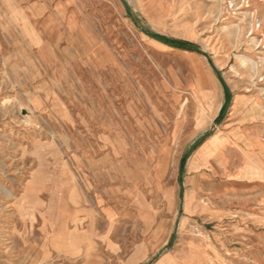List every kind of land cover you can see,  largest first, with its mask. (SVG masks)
Wrapping results in <instances>:
<instances>
[{
  "label": "rangeland",
  "instance_id": "obj_1",
  "mask_svg": "<svg viewBox=\"0 0 264 264\" xmlns=\"http://www.w3.org/2000/svg\"><path fill=\"white\" fill-rule=\"evenodd\" d=\"M244 136L264 144V0H0L1 253L93 229L117 264H264V230L222 241Z\"/></svg>",
  "mask_w": 264,
  "mask_h": 264
},
{
  "label": "crops",
  "instance_id": "obj_2",
  "mask_svg": "<svg viewBox=\"0 0 264 264\" xmlns=\"http://www.w3.org/2000/svg\"><path fill=\"white\" fill-rule=\"evenodd\" d=\"M33 16L30 9L29 17ZM242 139L243 162L228 176L229 182H239L240 193L231 197L239 198L240 203L233 210L236 215L229 212L223 217L226 237L222 241H256L254 236L261 234L253 231L264 230V144L248 136ZM246 166L252 167L253 175L241 171ZM99 235L88 229L73 234L72 241H11L8 250L0 252V264H117L115 243L99 241Z\"/></svg>",
  "mask_w": 264,
  "mask_h": 264
},
{
  "label": "bare ground",
  "instance_id": "obj_3",
  "mask_svg": "<svg viewBox=\"0 0 264 264\" xmlns=\"http://www.w3.org/2000/svg\"><path fill=\"white\" fill-rule=\"evenodd\" d=\"M24 123L27 125L29 124V121H24ZM6 146L7 144L5 142L0 143V207H2L3 209H7L11 206L6 198V196L8 195L7 192L9 191V189L7 188L11 189L13 181L17 180L16 177H14L15 175H13V173L20 171V169L18 170L17 165H15V163L13 162L14 154L12 152H5L4 148H6ZM206 153V147H203L198 151V154L202 156ZM35 182V175H32L29 183L24 185L23 188L26 195H30L32 193L33 185L35 184Z\"/></svg>",
  "mask_w": 264,
  "mask_h": 264
},
{
  "label": "trees",
  "instance_id": "obj_4",
  "mask_svg": "<svg viewBox=\"0 0 264 264\" xmlns=\"http://www.w3.org/2000/svg\"><path fill=\"white\" fill-rule=\"evenodd\" d=\"M152 37L164 42L165 44H168L169 46H171L173 48H178V49H182V50H186V51H194L195 50V46L193 44L185 42V41L168 40V39H165L163 37H155V36H152ZM227 96H228V94H227Z\"/></svg>",
  "mask_w": 264,
  "mask_h": 264
},
{
  "label": "water",
  "instance_id": "obj_5",
  "mask_svg": "<svg viewBox=\"0 0 264 264\" xmlns=\"http://www.w3.org/2000/svg\"><path fill=\"white\" fill-rule=\"evenodd\" d=\"M123 5L126 7V10L129 12V9L127 8V6L125 5L124 2H123ZM151 35H152V36H155V37H161V36H159V35H157V34H151ZM225 92L228 93V91H227L226 88H225ZM228 105H229L228 103L225 104L224 109H223V111H222V113H221V116H223V115L225 114ZM181 205H182V204H181ZM181 205H180V206H181Z\"/></svg>",
  "mask_w": 264,
  "mask_h": 264
}]
</instances>
